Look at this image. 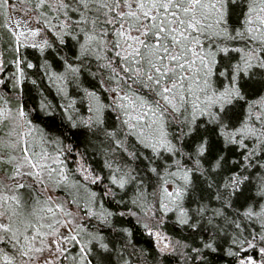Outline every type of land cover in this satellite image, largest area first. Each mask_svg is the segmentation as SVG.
Instances as JSON below:
<instances>
[{
    "label": "snow or ice",
    "instance_id": "snow-or-ice-1",
    "mask_svg": "<svg viewBox=\"0 0 264 264\" xmlns=\"http://www.w3.org/2000/svg\"><path fill=\"white\" fill-rule=\"evenodd\" d=\"M15 7L0 0L5 16ZM32 8L37 26L4 25L13 88L23 87L22 65L32 67L22 45L55 49L62 70L45 61L49 81L65 94L74 84L88 103V115L67 120L103 137L107 180L135 185L131 204L139 212L97 208V193L70 176L65 154L75 146L47 139L43 129L37 137L22 99L12 107L0 93V124L11 121L15 137L0 139V264H151L114 219L141 212L159 224L176 213L183 239L145 227L178 264H264V0H36ZM234 14L240 26L233 29ZM86 75L100 77L107 103L85 86ZM106 109L116 114L115 127L105 126ZM237 147L243 155L229 158ZM75 155L85 181H103ZM61 187L83 214L49 195ZM85 216L98 226L77 223Z\"/></svg>",
    "mask_w": 264,
    "mask_h": 264
},
{
    "label": "trees",
    "instance_id": "trees-1",
    "mask_svg": "<svg viewBox=\"0 0 264 264\" xmlns=\"http://www.w3.org/2000/svg\"><path fill=\"white\" fill-rule=\"evenodd\" d=\"M30 1L31 5L36 2V0ZM9 2L10 4H15L17 7L18 2L24 3V0H9ZM6 22L7 17L0 12V53H3V56L0 57V59H3L4 61L3 64H0V73L3 74L0 76V93L4 94V99L8 100L12 107H15L16 103L20 102L22 99L26 106V111L28 112V118L37 126V131L35 132L37 137L40 136L39 129H43L44 132L49 134L47 139L51 140L53 136H60L64 144L71 143L75 146L72 152H66L65 154L70 176L73 180L79 181L81 184L87 183L88 189L97 193L94 201L97 208L103 204L104 208L114 210L117 213L123 207L132 208L133 212H139V208L133 207L131 204V197L135 185L127 187L126 189H120L117 186L111 185L107 180V177L111 173L104 165L105 156L101 151L100 144L103 137L99 135L88 136L86 135V129L83 125L73 127L71 122L67 120L66 117L68 114H72L73 118L80 115H88V103L87 100L83 98L82 90L77 88L74 84H69L67 94H65L59 90V86L54 82V78L52 82L49 81L47 71L42 67L45 61H47L56 71L62 70V62L59 60V57L55 56V49L46 48L41 52L39 48H33L31 43L27 46L22 45L20 53L26 60L32 61V67H28L26 63L22 65L26 77L23 81V87L13 88V80L10 78L9 73H15V65L12 63L14 54L12 49L8 47L10 33L9 29L4 27ZM230 24L233 26V29L236 26H240L237 14L233 15ZM235 42L241 43L239 39ZM244 43H246V41ZM69 46H71L70 41ZM223 55V53L219 54V56ZM235 55L238 56L239 53L237 52ZM216 75L219 76V72H217ZM99 79V76L91 77L90 75H86L85 77H82L85 86L94 87L100 91L101 99L107 103L109 101V96L106 91L99 88ZM18 93L20 94L19 97L17 95ZM73 98H75L74 102ZM249 99L253 100L255 97H249ZM0 103H2V101H0ZM66 107L69 109L68 113H65L64 111ZM105 117L107 120L105 126L115 127L116 114L111 109L105 110ZM9 129L10 122L7 123V121H5L3 124H0V139L15 138L9 137ZM45 147H47L50 152L55 150V145L45 144ZM76 150H79L83 156V162L86 165H90L95 174L101 175L104 178L103 181H92L91 179L88 181L84 180L83 175L76 170L78 164L75 155ZM232 155H237L239 157L243 155V152L237 147L235 149H230L229 158H231ZM125 162L131 163L132 161L126 159ZM257 171H259V169H257ZM154 186L155 185L153 184L148 187L147 191L149 194L152 192V187ZM108 189H111V194L105 195ZM51 191H53L56 198H59L61 201L67 199L68 207H74L77 211L79 209L80 213L83 214L84 210L82 204L78 206L77 204L72 203L71 197L68 196V192L64 187L53 189ZM79 191L82 194L85 193V189L82 187ZM149 199H151V196H149ZM175 215L176 213L172 212L161 217L165 219L164 224H159L157 217L149 216L147 213L143 212H141L139 216L130 215L115 217L114 219L118 224L131 230L129 233L125 234L127 239L135 245L137 250H146V258L151 261V264H178V256L174 257L173 254L159 252L152 235L147 230V228H152L153 231L159 230L163 234L168 233V235L172 237L183 239L186 232L184 227L175 221ZM157 216H160V213H157ZM81 222L89 228V230H91L93 226H98V221L92 217L85 216L84 220H79L78 223ZM145 225H147V228ZM108 231L110 232L111 229L109 228ZM107 234L108 233L106 232V235ZM120 242L123 243L124 240L121 239ZM76 248L77 246L73 245L70 251L75 252ZM128 250L131 252L132 248H129ZM138 254L139 252L137 251V255ZM244 254L249 253L245 251Z\"/></svg>",
    "mask_w": 264,
    "mask_h": 264
},
{
    "label": "rangeland",
    "instance_id": "rangeland-1",
    "mask_svg": "<svg viewBox=\"0 0 264 264\" xmlns=\"http://www.w3.org/2000/svg\"><path fill=\"white\" fill-rule=\"evenodd\" d=\"M23 2H18L17 7L15 8H10L7 17V22L9 24H14L17 20L20 21L22 27L23 26H31V27H35L37 26L36 22L34 19L30 20L29 16L34 14V10L32 8V5L30 4L31 1L30 0H24V3L22 5ZM28 5V8H25V5ZM38 39H43V33L40 34V37ZM32 43V42H30ZM10 122V128L12 127V123L11 121H7V123ZM49 195H51L57 203L62 202L60 199H56V196L54 194L53 191H49ZM68 207V206H67ZM69 209H71V211L73 213H76L77 210L74 209V207H68ZM79 222V219L77 218V223ZM159 231V230H154V232ZM160 232V231H159ZM150 233L154 239L155 244L157 243V237L153 234ZM66 235L67 234V228H62V233ZM161 234L163 235V233L161 232ZM48 252L47 250L45 251V255H47ZM43 256L41 257V259L43 260Z\"/></svg>",
    "mask_w": 264,
    "mask_h": 264
}]
</instances>
